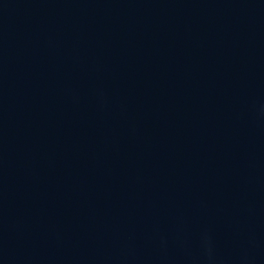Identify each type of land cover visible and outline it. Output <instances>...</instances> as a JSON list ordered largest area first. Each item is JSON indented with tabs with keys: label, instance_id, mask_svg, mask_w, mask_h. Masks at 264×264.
I'll return each instance as SVG.
<instances>
[{
	"label": "water",
	"instance_id": "1",
	"mask_svg": "<svg viewBox=\"0 0 264 264\" xmlns=\"http://www.w3.org/2000/svg\"><path fill=\"white\" fill-rule=\"evenodd\" d=\"M0 264H264V0H0Z\"/></svg>",
	"mask_w": 264,
	"mask_h": 264
}]
</instances>
